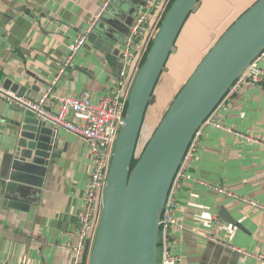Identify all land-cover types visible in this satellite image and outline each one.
Here are the masks:
<instances>
[{"label": "crops", "instance_id": "obj_1", "mask_svg": "<svg viewBox=\"0 0 264 264\" xmlns=\"http://www.w3.org/2000/svg\"><path fill=\"white\" fill-rule=\"evenodd\" d=\"M147 1L153 0H111L95 31L122 51L131 25ZM162 1L157 17L154 14L151 18L150 30L161 14ZM256 1L200 0L187 18L173 54L195 49L203 56ZM102 3L103 0H0L1 86L6 80L28 87L35 85L39 90L31 94L34 100L48 89L58 98L88 93L92 102L108 96L122 69L117 68V60L106 62L98 49H90L87 44L75 55L70 53V45L88 33L90 18ZM256 64L264 67V51ZM132 68L126 72L124 94L134 76ZM2 100L0 115L6 120L0 118V167L3 156L11 151L16 131L8 124L11 117ZM224 107L220 111L221 124L231 132L211 126L200 129L194 155L174 194L175 216L182 229L171 231V252L179 259L178 264H260L231 250L229 245L264 256V210L246 201L264 206V149L235 135L238 132L264 142V89L240 85L225 99ZM49 110L56 113L58 105L54 102ZM58 132L60 152L48 167L41 188L21 186L25 195L16 199L26 208H2L0 199V264L73 262L69 247L79 242V216L94 152L82 137L63 128ZM222 220L228 225H222ZM86 251L89 256L90 248Z\"/></svg>", "mask_w": 264, "mask_h": 264}, {"label": "water", "instance_id": "obj_2", "mask_svg": "<svg viewBox=\"0 0 264 264\" xmlns=\"http://www.w3.org/2000/svg\"><path fill=\"white\" fill-rule=\"evenodd\" d=\"M199 1L169 0L147 42L127 92L87 264H161V216L192 138L234 82L264 51V0H257L201 57L132 167L144 115L154 101L155 86ZM105 12L86 33L85 44L98 49L106 62L116 59L117 68L121 69L123 50L114 49L95 31ZM2 90L11 94L2 101L11 117L8 124L16 131L11 151L3 156L0 167V199L2 208L22 210L26 205L16 199L25 195L21 186L41 188L48 167L60 152L57 146L61 127L23 103L35 101L31 97L39 90L35 85L28 87L6 80ZM0 118L6 120L3 115Z\"/></svg>", "mask_w": 264, "mask_h": 264}, {"label": "built area", "instance_id": "obj_3", "mask_svg": "<svg viewBox=\"0 0 264 264\" xmlns=\"http://www.w3.org/2000/svg\"><path fill=\"white\" fill-rule=\"evenodd\" d=\"M110 1L111 0H103V3L99 7L98 13L90 18L91 20L89 22L87 32H89L94 22L106 10ZM168 2L169 0H165V5L163 6L162 11H160L161 13ZM160 3L161 0L147 1L143 11L136 16L131 27L130 35L124 42L123 67L120 70L113 91L108 96L92 102L88 93L58 98L52 95L51 90L48 89L33 103L23 101L27 107L35 110L46 119L54 122L56 126L85 139L91 145L92 151L94 152L92 172L88 179L86 192L82 200V212L79 216V227L77 230L79 242L74 247L68 246L74 255L72 264L87 263L86 259L89 256L86 249H91L95 235L100 214L104 185L113 151V145L120 125L122 124L126 108V96L131 84L130 82L127 87V91L124 94L122 87H124L126 83V72H128L127 70L129 67L134 65L133 74H135L139 63L142 60L141 55H143V52L145 53L147 42L153 31L149 29V19L151 17V12L153 10H159ZM85 41L86 35L79 36L74 41V43L70 45L71 55H75L76 52L85 44ZM245 84L249 85L250 87H259L264 89V67H259L256 64V60L234 82L222 101L202 123L201 127L195 132L192 141L182 159L176 176L172 182L161 216V264H178L179 262V259L171 252V231L172 229H182L179 219L175 216L176 202L174 194L179 188L181 179L184 177V173L188 169L190 159L194 155L197 141L200 136V129L203 126H211L220 130L231 132L221 124L220 111L226 109L224 107L225 99L233 94L240 85ZM5 95L11 94L9 92L4 93L0 84V99H5ZM14 98L20 100L19 98ZM54 102L56 105H58V110L56 113H53L51 110H49V106L53 107ZM235 135L248 142L255 143L264 149L263 141L254 140L238 132L235 133ZM215 190L219 193L225 194L228 197H234L238 199V197L232 193L220 190L219 188H216ZM246 201L250 205L264 210L263 205H259L250 200ZM221 224L225 226L228 225V223L223 220ZM209 238L213 239L211 236ZM228 247L231 250L238 252L240 255L254 259L260 264H264L263 255H256L250 252L235 249L231 245Z\"/></svg>", "mask_w": 264, "mask_h": 264}, {"label": "rangeland", "instance_id": "obj_4", "mask_svg": "<svg viewBox=\"0 0 264 264\" xmlns=\"http://www.w3.org/2000/svg\"><path fill=\"white\" fill-rule=\"evenodd\" d=\"M164 3L165 0L162 1V7ZM154 14L157 17L158 11L155 10ZM151 18L152 17H150V21ZM154 20L155 18L152 22H154ZM199 52L200 51H195L194 49L193 51L187 50L184 54H179L177 51L169 58L166 64V70L161 74L153 91L154 101L146 109L134 159L139 158L146 143L174 99L176 93L201 59L202 51ZM141 56L143 58L144 52ZM132 67L134 68V65H132Z\"/></svg>", "mask_w": 264, "mask_h": 264}, {"label": "trees", "instance_id": "obj_5", "mask_svg": "<svg viewBox=\"0 0 264 264\" xmlns=\"http://www.w3.org/2000/svg\"><path fill=\"white\" fill-rule=\"evenodd\" d=\"M154 11H155V10H153V11L151 12V17H153V15H154ZM137 160H138V159H134V160H133V162H132V167L135 165V163H136Z\"/></svg>", "mask_w": 264, "mask_h": 264}]
</instances>
